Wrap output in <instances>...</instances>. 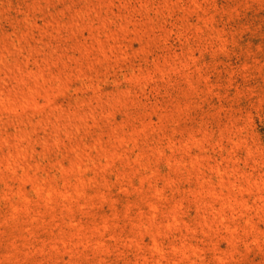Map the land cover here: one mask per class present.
<instances>
[{
    "label": "rangeland",
    "instance_id": "rangeland-1",
    "mask_svg": "<svg viewBox=\"0 0 264 264\" xmlns=\"http://www.w3.org/2000/svg\"><path fill=\"white\" fill-rule=\"evenodd\" d=\"M0 264H264V0H0Z\"/></svg>",
    "mask_w": 264,
    "mask_h": 264
}]
</instances>
